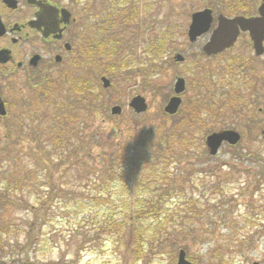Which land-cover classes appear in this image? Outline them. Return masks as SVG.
Instances as JSON below:
<instances>
[{
    "label": "rangeland",
    "instance_id": "obj_1",
    "mask_svg": "<svg viewBox=\"0 0 264 264\" xmlns=\"http://www.w3.org/2000/svg\"><path fill=\"white\" fill-rule=\"evenodd\" d=\"M103 1L99 0L98 2L102 3ZM236 1L239 0H128L129 4L127 5L132 10L130 12H134L135 19L128 28V43L122 48V54L127 56L124 64H121L120 60L112 63L105 62L98 57L97 66H94L90 73L87 70L77 71L72 67H65L50 78V81L55 84L59 81H69L70 78H82L91 84H97L101 89H103L102 77L111 81L112 87L104 90L105 98L108 100L107 113L90 117L87 124L88 137L94 136L95 138L91 148L93 158L91 163L94 165L102 159V156L107 154L110 156L109 151L118 150L126 137H130L136 145L138 135L144 129L164 125L171 128L175 123L183 120L186 122L188 117L197 113L202 115L203 120L206 121L204 125L207 126V129L214 130L213 133L233 130L241 134L242 142L236 149L224 145L216 157L205 160H198L199 152L197 149L181 165L183 173L192 172L190 166L194 165V179L199 183L197 184L199 187L197 197L200 201L199 205L205 209L202 223L203 229L208 233L207 240L204 243H198L187 251L188 260L195 264H218L214 247L218 242L228 243L227 239L239 243L232 245L233 250H237L240 255H237L231 264H264V136L262 139L260 138V134L264 132V89L260 88L261 85L257 86L259 89L258 105L254 108L253 115L251 113L252 106L242 107L243 112L252 116L256 121L255 132L252 136L255 140H252L248 134V122L246 120L232 116V118H226L228 119L226 121L220 119L218 122L211 121L202 98L206 90L204 87L198 86L201 79L199 69L201 64L205 62L200 57L205 40L200 39L198 43L190 46L187 38L193 13L210 8L215 18L219 14H226L231 17L238 13L234 10ZM247 1L246 8L249 13H252L255 6L254 1L261 4L264 0ZM66 2L68 3L69 0ZM63 3L66 4L65 1ZM213 27H216V20ZM153 29L156 31L155 38H159L161 41L162 38L167 37L171 41V45L167 46L158 59H153L151 55L154 46L152 43L154 38L151 36ZM132 38L133 40H131ZM243 48L241 41L236 49L229 53L230 56L235 58L236 56L242 58L240 55L249 57V53ZM176 55H181L186 62L181 65L171 64ZM197 57L199 60L196 62L197 70L195 72L191 69L190 62ZM218 64L219 62L216 60L208 62L211 70H215ZM220 64V69H222L225 66V61ZM123 65L127 66L126 70L122 69ZM154 66L156 67L155 70H153ZM108 67L116 68L117 76H111L113 73L108 71ZM160 67L161 70L159 71ZM176 76L186 80L187 90L181 96L183 104L178 115L169 120L162 115V112L169 98L174 95L173 87ZM68 77L70 78L68 79ZM2 80L0 79V88L7 100L23 104L26 102L25 107L31 109V105L39 99V95L30 92L26 87L23 75L19 74L10 80ZM221 81L227 82L222 79ZM242 86L239 84L237 92H242ZM243 94H246L244 89ZM136 96H142L146 99L148 104L146 113L138 115L129 108L131 100ZM207 100L206 97L205 103ZM223 101L225 105L223 109L232 105V103H228L227 98ZM116 106L122 109V114L118 117L111 115V109ZM259 109H262L261 114ZM8 122V120H0V172L8 171L7 165L11 162L12 168L9 170V175L11 172L14 175V170L17 167L13 164L14 161L5 160L3 154L5 149L10 147L16 152L21 149L27 153L34 150L35 144L25 137L19 140L15 131H10L9 134ZM208 135L205 133L198 134L194 144L196 145L195 148L201 149L204 143L209 154L206 147ZM45 166L48 168L49 175L52 176L53 181L51 182L54 189L59 190L69 178L67 176L62 179L67 165L61 170H56V163L45 162ZM205 170L206 173L202 172ZM230 175L232 178L229 180L227 176ZM217 186L224 188V196L220 195L221 191L215 190ZM42 191L43 194L46 193L47 187ZM47 204L44 209L49 207L51 201ZM222 205L224 207L221 208ZM7 208H4L5 211L0 209V231L7 230L8 226L12 227L11 233L15 235L13 234L10 238L11 246H26L24 252H19L16 249L7 255H26L27 253L40 261V264H129L130 246L126 247L112 242L103 246L102 243H98L95 245L96 247H93L98 252L91 251L89 246L83 244L81 218L72 214L71 210L69 214L66 210L60 211L57 207L55 212H52L53 215L52 213L42 215V218H45L44 223L32 232V236L34 234V237L37 238H34L35 241L33 240L34 242L29 247L26 243V234L30 230L29 221L33 219V213H38L40 208L35 206L33 201L27 207H19L18 198L14 199V204ZM214 209L215 211L220 210V214H215V211H212ZM247 218L253 220L250 236H253L254 240L251 244L243 245L240 244V241L243 240L242 236H245L246 233L243 234L239 229L243 228ZM128 225L130 230L129 234L126 235V242L128 241L130 244L133 234V221L131 220ZM178 240L180 243L176 252L170 256H154L146 264H177L179 251L184 250L183 247L186 245L183 241L184 236H179ZM236 245L242 246L237 248Z\"/></svg>",
    "mask_w": 264,
    "mask_h": 264
},
{
    "label": "trees",
    "instance_id": "obj_2",
    "mask_svg": "<svg viewBox=\"0 0 264 264\" xmlns=\"http://www.w3.org/2000/svg\"><path fill=\"white\" fill-rule=\"evenodd\" d=\"M52 1L73 3V0L68 3L66 0ZM253 4L256 5L257 1ZM246 5L247 0L235 3L240 12L248 10ZM169 44L171 41L167 37L161 39L160 54ZM122 69L127 67L123 65ZM108 71L113 73L111 76H117L116 68L108 67ZM37 92L39 99L31 105V109L24 106L17 111L15 127L16 137L19 140L22 137L29 139L35 148L24 153L21 149L16 152L7 147L3 153L5 160L14 161L17 168L14 175L12 172L9 175L12 168L10 162L8 171L0 172L1 210L5 211L4 208L14 204L16 198L19 207H27L33 201L40 208L29 221L30 230L26 234L29 247L37 238L34 234L32 236V232L44 223L42 215L55 212L56 207L68 213L71 210L72 214L81 218L83 244L91 251L98 252L93 249L98 243L103 246L108 242L130 246L129 264H146L154 256L172 255L179 248L178 237L181 235L184 236L186 245L183 249L186 251L200 242H206L208 233L202 223L205 209L199 205V183L194 179V165L190 166V173H183L181 169L182 163L193 155L194 150L198 149V160L212 158L204 143L201 149L195 148L198 134L214 132L204 125L206 121L201 114L191 115L186 122L180 121L171 128L165 125L146 128L139 133L136 145L130 137H126L118 150L109 151L110 156H102L94 165L91 163V148L95 138L88 137L87 124L90 117L107 113L108 100L104 90L82 78H70L57 84L47 78L39 82ZM211 112L209 117L214 122L219 119L226 121L232 116L246 120L248 134L252 138L256 121L245 114L238 103L216 114ZM7 129L10 134V128ZM45 162L56 163V170L67 165L62 179L69 178L59 190L54 189ZM202 172L206 173V170ZM231 178L232 175L227 176V179ZM45 187L46 196L42 191ZM215 190L221 191L220 195L224 196L223 187L217 186ZM49 201L51 204L44 209ZM218 209L212 211L218 215ZM131 220L134 225L129 244L126 235L129 234ZM252 222L247 218L243 228L239 229L246 233L240 244L253 243L254 237L250 236ZM8 227L0 231V264H40L27 253L7 255L16 249L24 252L26 248L11 246L10 238L14 233H11L13 228ZM227 241L224 244L218 242L214 247L218 264H231L240 255L232 248L233 244L239 243L230 239Z\"/></svg>",
    "mask_w": 264,
    "mask_h": 264
},
{
    "label": "flooded vegetation",
    "instance_id": "obj_3",
    "mask_svg": "<svg viewBox=\"0 0 264 264\" xmlns=\"http://www.w3.org/2000/svg\"><path fill=\"white\" fill-rule=\"evenodd\" d=\"M6 1L0 0L1 80H10L21 74L29 91L37 92L40 81L50 79L65 67H72L77 71L87 70L90 73L92 68L97 66L98 57L105 62L120 60V63L124 64L127 56L122 54V48L128 43V28L135 19L134 12H130L131 8L127 5L128 0H104L102 3L98 2L99 0H73L72 6L50 0ZM263 5L264 1L255 5L252 13L248 12L247 16H244L258 20V24L246 31L240 30L232 47L217 54L205 52L213 33L217 30V19L224 14L216 17V27L212 25L195 43L189 42L192 46L200 39L205 40L200 55L201 60L205 62L199 69L201 79L198 86L206 90V96L203 95L202 98L209 114L211 111L212 114L222 111L225 98L230 104L252 106L251 113L254 114L259 97L257 86L261 85L260 88L264 89V17L260 14ZM65 10L69 14L65 13ZM155 35L156 31L153 29L151 36L154 38V46L151 55L153 59H158L160 40L155 38ZM241 41L243 50L250 56L240 55L243 59L230 56L229 53L235 50ZM177 56L171 64L181 65L186 62L185 59L177 61ZM198 60L197 57L190 62L191 69L195 72ZM213 60L219 62L215 70H211L208 65V62ZM224 61L225 66L220 69V63ZM155 68L154 66L153 70ZM179 78L181 77L176 76L175 82ZM221 79L227 82H222ZM239 84L243 85L245 95L243 89L242 92H237ZM206 97L208 100L205 103ZM0 106L6 112L4 116H0V120H8L10 130L15 131L17 111L26 106V102L23 104L7 100L0 88ZM259 113H262V109H259ZM169 117L175 118L176 115ZM263 136L264 132L260 134V138Z\"/></svg>",
    "mask_w": 264,
    "mask_h": 264
},
{
    "label": "water",
    "instance_id": "obj_4",
    "mask_svg": "<svg viewBox=\"0 0 264 264\" xmlns=\"http://www.w3.org/2000/svg\"><path fill=\"white\" fill-rule=\"evenodd\" d=\"M7 0L6 2H9ZM54 9V8H52ZM65 13H67L65 11ZM260 14L264 17V5L260 9ZM213 23L212 11L206 10L204 12L196 13L192 16V23L188 33L190 42H195L200 36L205 34L211 27ZM258 20L246 19L244 17H237L234 19H227L224 16H220L218 19V28L213 33L210 43L205 48V52L208 54H217L225 49L232 47L239 34L240 30L246 31L253 27H256ZM264 26V22H263ZM177 61H183L181 56L176 57ZM102 83L105 89L109 88L111 83L106 78L102 79ZM185 91V81L179 79L175 86V93L182 94ZM182 100L180 98H174L170 101L166 107V112L168 114L174 115L178 112L181 106ZM130 107L134 109L135 113L143 114L147 111L148 105L146 100L142 97H137L132 100ZM122 109L120 107H114L112 109V115H120ZM6 114L5 110L0 106V115L4 116ZM241 140L238 133L233 131H226L223 133L213 134L207 139V145L210 149V154L215 156L218 154L224 142L236 146ZM177 264H194L187 260V254L184 250H181L178 255Z\"/></svg>",
    "mask_w": 264,
    "mask_h": 264
}]
</instances>
